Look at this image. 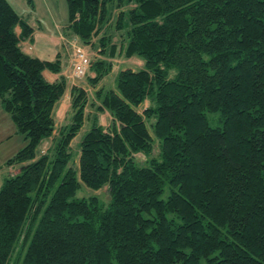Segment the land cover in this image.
<instances>
[{"label":"trees","instance_id":"trees-1","mask_svg":"<svg viewBox=\"0 0 264 264\" xmlns=\"http://www.w3.org/2000/svg\"><path fill=\"white\" fill-rule=\"evenodd\" d=\"M66 1L72 36L90 44L102 33L103 54L145 66L99 89L94 115L73 86L57 127L68 81L43 73L62 61L25 53L34 29L0 0V101L27 141L0 188V264H264V0H127L119 45L106 35L115 0ZM91 68L96 87L113 64ZM91 116L75 167L72 142ZM156 142L159 155L140 165ZM106 186V206L78 196Z\"/></svg>","mask_w":264,"mask_h":264},{"label":"rangeland","instance_id":"rangeland-1","mask_svg":"<svg viewBox=\"0 0 264 264\" xmlns=\"http://www.w3.org/2000/svg\"><path fill=\"white\" fill-rule=\"evenodd\" d=\"M121 1L124 2L122 4L123 6H120V8H118L117 3H116L117 0H115L114 4L116 8L113 9L110 22L106 28V35H109L112 37L111 43L117 44V45L123 43L126 37L124 30H118L115 27L117 16L121 10L127 11L129 8H132L134 6L133 2L129 4L126 2L127 0H121ZM32 2L33 4H31L29 0H18L17 2L13 4L17 12H19V14L25 17H32L33 15H35V11H34L35 4H37L39 13L43 15L44 17H47L46 23L49 29L54 31L53 23H51V26H50L51 18H50L48 10L40 3V0H32ZM63 3L66 5L65 20H67L68 22V5H67L66 0H50V6H51L50 8L54 10V7L57 6V4L59 7H61V4ZM55 13H56V10H55ZM61 18H62V15L58 16L59 20ZM102 32L105 33V30H103ZM102 36L103 34L101 33L99 36L94 37L90 44H84L79 39L77 40L75 37H73L72 39L71 66H72V60H74L75 58V55H76L75 50L77 48L82 49L84 52H86L88 55V58L91 61V66L89 67L87 74L82 79H79V81H81V83H84V85L87 86L88 88V89H85L89 93V105L87 108V114H91V115H94L96 111L94 107H89V106L93 102L96 101V92L99 89L103 87L107 89L116 88L117 87V76H118V73L122 69L132 68L134 70H138V69L144 68L145 66V62L142 59L137 58V57L126 58V57L121 56V57L114 59V58H109V56L106 54H103L104 53L103 47L100 45V41H99ZM97 60H104V61L111 62L113 64V68H112V71L100 83L97 84L96 87H93L91 80L94 79V77L96 76V73L91 67L93 63H96ZM96 103L98 102L96 101ZM150 104H151L150 100H147L139 108L140 113H143L144 110L150 106ZM0 107H2L1 101H0ZM0 109H1L0 111H2L0 113V188H1L2 187L1 181L2 183H4V180L9 178L11 174L15 173L16 171L14 170L15 169V167H13L14 165L13 166L7 165L8 160L13 158L21 149H23L25 145L27 144V141L25 140V136L18 132V129L16 125L14 124L13 120L11 119L10 115L7 114L3 110V108H0ZM90 109L93 110V113L90 112ZM208 117H209V121L212 126H217L219 124V121H218L219 117L217 115L208 114ZM92 118H93L92 116L89 117L88 121L85 124V127L81 130V132L72 142V150L75 154V159L72 164L75 167H78L79 155H80V143L90 128ZM99 120L103 126L108 128L111 125L112 117L108 112H105L99 115ZM52 144L53 142L51 140H48L43 144L42 148L44 149V151H46L49 148H51ZM158 155H159V144L156 142L151 156L148 157L143 154H137L136 159L140 165L145 166L148 164V161L152 157H157ZM16 165H19V164H16ZM166 195L167 193L165 194L164 198H166ZM78 196L81 198H89L91 196H95L105 206L110 203V199H111L110 191L107 186L99 191H93V190H89L83 187L78 192Z\"/></svg>","mask_w":264,"mask_h":264},{"label":"crops","instance_id":"crops-1","mask_svg":"<svg viewBox=\"0 0 264 264\" xmlns=\"http://www.w3.org/2000/svg\"><path fill=\"white\" fill-rule=\"evenodd\" d=\"M8 1L14 7L13 3L17 2L18 0ZM40 3L48 10L51 18L50 26L51 23H53L54 31L49 29L46 23L47 17H44L39 13L38 5L35 4V15H33L32 17H25L20 14L25 20L28 21L29 25L34 29L32 37L28 40L22 41L20 46L25 53L41 60L54 61L58 57H60L63 67L61 73L56 74L46 70L43 74L49 82H56L60 79L61 76L66 77L68 81L67 93L65 94L64 98L59 102L56 108L57 127H61L66 122H69L73 86L77 85L78 87H82L84 89L88 88L84 85V83H81V81L79 80L77 82H74L73 78L69 76V73L71 71L70 67L72 39L73 37H75L78 40V38L76 36H72L66 29L68 25L67 20H65L66 5L63 3L61 4V7H59L57 4V6H55L53 10L50 8V0H40ZM60 15H62V18L59 20L58 16ZM16 31L18 34H21L22 29L20 27H17ZM1 112L2 111H0V113ZM90 112L93 113V110L90 109ZM13 167H15L14 170L16 171L11 175L19 173L21 165H14ZM2 185L3 183L1 181V186Z\"/></svg>","mask_w":264,"mask_h":264},{"label":"built area","instance_id":"built-area-1","mask_svg":"<svg viewBox=\"0 0 264 264\" xmlns=\"http://www.w3.org/2000/svg\"><path fill=\"white\" fill-rule=\"evenodd\" d=\"M75 51L76 55L74 60H72V66L69 76L73 78L74 82H77L79 79L85 77L89 67L91 66V61L88 58L87 53L82 49L77 48Z\"/></svg>","mask_w":264,"mask_h":264}]
</instances>
